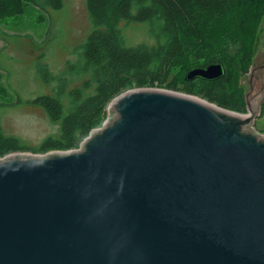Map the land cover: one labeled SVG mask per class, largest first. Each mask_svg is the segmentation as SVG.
Segmentation results:
<instances>
[{"label": "water", "instance_id": "95a60500", "mask_svg": "<svg viewBox=\"0 0 264 264\" xmlns=\"http://www.w3.org/2000/svg\"><path fill=\"white\" fill-rule=\"evenodd\" d=\"M245 79L246 113L133 88L78 148L0 156V264H264L261 49Z\"/></svg>", "mask_w": 264, "mask_h": 264}, {"label": "trees", "instance_id": "16d2710c", "mask_svg": "<svg viewBox=\"0 0 264 264\" xmlns=\"http://www.w3.org/2000/svg\"><path fill=\"white\" fill-rule=\"evenodd\" d=\"M30 4L60 8L63 2L0 0V21ZM88 8L94 29L83 48L82 85L68 90L62 79L54 93L31 101L59 125L35 152L78 148L103 125L111 101L133 88H165L248 111L242 81L255 59L264 0H88ZM136 21L148 23L154 42L127 45L125 31ZM214 62L224 66L221 77L186 79L190 69ZM5 107L0 101V113ZM26 149L19 138L5 134L0 115V156Z\"/></svg>", "mask_w": 264, "mask_h": 264}, {"label": "rangeland", "instance_id": "374dc122", "mask_svg": "<svg viewBox=\"0 0 264 264\" xmlns=\"http://www.w3.org/2000/svg\"><path fill=\"white\" fill-rule=\"evenodd\" d=\"M62 2L60 8L30 4L23 13L0 21V101L7 103L0 113L1 125L5 134L19 138L27 147L20 152L40 153L34 149L59 132L58 123L31 101L38 95L54 93L62 79L68 90L81 86L84 80L79 78L83 48L94 29L88 0ZM129 25L125 31L127 45L155 41L148 23ZM260 49L264 52V21L256 54ZM246 76L242 82L248 90ZM260 113L254 117L252 129L264 134V111Z\"/></svg>", "mask_w": 264, "mask_h": 264}]
</instances>
